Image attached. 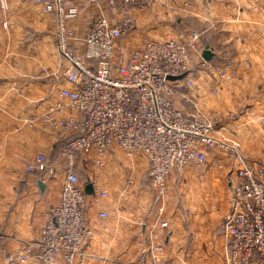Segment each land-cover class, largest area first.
Listing matches in <instances>:
<instances>
[{
  "label": "crops",
  "instance_id": "crops-1",
  "mask_svg": "<svg viewBox=\"0 0 264 264\" xmlns=\"http://www.w3.org/2000/svg\"><path fill=\"white\" fill-rule=\"evenodd\" d=\"M6 1L4 32L0 21V264H9L5 261L7 255L14 256L23 244L37 240L50 207L58 202L60 175L49 180L27 173L26 166L37 154L56 163L61 138L47 126L28 127L26 119L42 110L56 87L67 86L54 76L63 64L51 44L55 15L42 17L28 2ZM80 6L81 29L94 18H113L103 6ZM118 12L134 19V32L117 44L121 63H126L131 50L144 38L162 41L169 35L183 38L197 32L195 60L208 47L211 66L228 64L229 70L237 73L233 80L218 83L209 71L195 67L192 92L198 111L220 121L214 136L236 145L243 157L264 168V134L255 127L264 120H246L248 104L243 102L250 77L256 73L247 62L252 63L257 54L247 49L259 41L256 30L264 29V0H164L156 9L120 7ZM175 12L179 14L175 23L165 24L167 15ZM42 32L49 45H42ZM16 38H20L19 51L10 53V40ZM4 41L9 44L6 52ZM28 41H33V52L25 47ZM178 89L185 95L188 92L184 82L176 84ZM211 89L215 94H210ZM173 104L183 112L190 111L178 95L173 97ZM233 115L236 119L229 120ZM238 166L235 159L214 152L201 167L190 165L181 173L169 174L163 204L167 228H159L142 153L128 160L114 148L102 168L93 167L89 161H76L74 171L81 186L90 184L93 194L86 195L85 209V223L92 230V238L75 263L153 264L151 249L157 248L156 264H224L223 222L230 211L229 196L224 191L230 193ZM102 192H106L104 198L100 197ZM219 206L226 207L225 214L222 209L217 212ZM100 212H105L106 218H99ZM25 264L40 263L34 260ZM58 264L63 262L59 260Z\"/></svg>",
  "mask_w": 264,
  "mask_h": 264
},
{
  "label": "built area",
  "instance_id": "built-area-1",
  "mask_svg": "<svg viewBox=\"0 0 264 264\" xmlns=\"http://www.w3.org/2000/svg\"><path fill=\"white\" fill-rule=\"evenodd\" d=\"M34 6L42 15H55V50L63 63L54 72L62 84L46 101L42 110L28 117L26 124H41L65 139L59 160L52 163L37 154L26 172L56 180L61 184L58 202L51 206L36 241L23 244L6 263L76 264L92 238L85 223L86 195L74 171L76 161H89L102 168L114 149L131 160L142 153L147 161L146 177L152 190V205L159 228L169 174L188 166H203L210 154L220 152L235 159L239 166L230 188V211L223 222L224 264H264V169L247 160L236 145L216 138L220 122L198 111L193 95L192 72L209 71L218 83L233 80L237 73L229 65L213 67L198 55L199 33L183 38L169 35L162 41L144 38L134 47L126 63L117 53L120 40L127 38L134 19L119 8L144 11L162 0H20ZM103 6L113 16L94 18L85 29L79 23L80 4ZM8 3L0 0V19L7 26ZM117 52V53H116ZM181 80L170 81L169 77ZM184 82L185 95L176 84ZM210 94H215L211 89ZM178 95L190 109L183 112L173 104ZM49 97V96H48ZM106 192L100 193L104 198ZM106 218L105 212L98 214ZM156 264L157 248L151 249Z\"/></svg>",
  "mask_w": 264,
  "mask_h": 264
},
{
  "label": "rangeland",
  "instance_id": "rangeland-1",
  "mask_svg": "<svg viewBox=\"0 0 264 264\" xmlns=\"http://www.w3.org/2000/svg\"><path fill=\"white\" fill-rule=\"evenodd\" d=\"M163 2H164V0H162V2H160V4H157V5L153 6L152 8L156 9L157 7H160L163 4ZM152 8H150V9H152ZM147 10H149V9H147ZM178 16H179L178 12L169 13L167 15V19H165L163 22H165V24L167 22H168L167 24H174L175 20H176V18ZM42 17H44V15H42ZM0 21H1V19H0ZM6 22H7V20H6ZM1 26H2V24H1ZM165 26H169V25H165ZM4 31H6L5 28H3V32ZM26 31H28V30H26ZM256 31H257L258 34H260L259 41H256L257 42L256 45L251 43L249 45V47L251 49L250 50L247 49V51L249 53L250 52L254 53V55L257 54L255 56V59H254V61L252 63H250L249 61L247 62L248 63L247 66L248 67H253V69L255 70L256 73H255V76H253L252 78L250 77L251 84H250V87L247 90V93L244 95L243 102H244V104L245 103L248 104V108H246V110H245L248 113V117H247L246 120H257L258 121V120H264V29H259V30H256ZM133 32H134V29L131 30V32L128 34L127 38ZM26 33L30 34L29 32H26ZM45 35H46L45 32H42L40 34L41 42L43 41L42 45H49L48 43H46L44 41L43 37ZM19 41H20V38H16V39H11L10 40V44H11L10 45V51H11L10 53H13V51H19V45H18ZM21 42H22V40H21ZM32 43H33V41L26 42L25 47H26V49L30 48L29 52H33L34 51V44H32ZM51 44H52V49L56 52L54 40H52ZM8 45L9 44H7V41L6 42L4 41V45L3 46H4V51L5 52H6V49H8ZM252 64H253V66H252ZM228 119L229 120H235L236 116L233 115V116L229 117ZM255 127H257L258 129H260L262 131V133H261L262 135L264 134V123H260L259 125L257 124ZM262 141H264V140H262ZM261 144H262V147L264 148V142H261ZM247 160H249V159H247ZM249 161L254 162L256 165H258L257 161H254V160H249ZM224 192H226V194H227L226 196H230V193H228L227 191H224ZM228 198L229 197H227V205L229 204V199ZM219 207H221V206H219ZM220 210L223 212V214H225L226 207L222 206L221 208H219L217 210V212L220 211ZM1 255H2V252H1V249H0V256Z\"/></svg>",
  "mask_w": 264,
  "mask_h": 264
},
{
  "label": "water",
  "instance_id": "water-1",
  "mask_svg": "<svg viewBox=\"0 0 264 264\" xmlns=\"http://www.w3.org/2000/svg\"><path fill=\"white\" fill-rule=\"evenodd\" d=\"M201 58L205 62H209L211 60V58H212V52H211V50L208 47L205 48V50L202 52ZM183 77H184V75H181V76H179L177 78L169 77L168 80H170V81H176V80H181ZM83 192H84L85 195H91V194H93L92 186L90 184L86 185L83 188Z\"/></svg>",
  "mask_w": 264,
  "mask_h": 264
},
{
  "label": "trees",
  "instance_id": "trees-1",
  "mask_svg": "<svg viewBox=\"0 0 264 264\" xmlns=\"http://www.w3.org/2000/svg\"><path fill=\"white\" fill-rule=\"evenodd\" d=\"M64 140H65V139H62V138H61V140H60V142H59L60 149H61V146H62Z\"/></svg>",
  "mask_w": 264,
  "mask_h": 264
}]
</instances>
